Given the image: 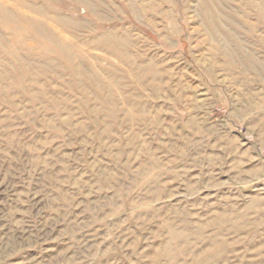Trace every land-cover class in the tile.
Wrapping results in <instances>:
<instances>
[{"label": "rangeland", "instance_id": "1", "mask_svg": "<svg viewBox=\"0 0 264 264\" xmlns=\"http://www.w3.org/2000/svg\"><path fill=\"white\" fill-rule=\"evenodd\" d=\"M264 0H0V264H264Z\"/></svg>", "mask_w": 264, "mask_h": 264}, {"label": "built area", "instance_id": "2", "mask_svg": "<svg viewBox=\"0 0 264 264\" xmlns=\"http://www.w3.org/2000/svg\"><path fill=\"white\" fill-rule=\"evenodd\" d=\"M262 188L264 189V182H263Z\"/></svg>", "mask_w": 264, "mask_h": 264}]
</instances>
